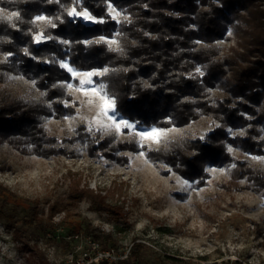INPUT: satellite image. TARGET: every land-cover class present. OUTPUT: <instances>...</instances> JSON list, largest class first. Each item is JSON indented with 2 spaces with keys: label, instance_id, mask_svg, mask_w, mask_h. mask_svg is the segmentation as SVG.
<instances>
[{
  "label": "trees",
  "instance_id": "16d2710c",
  "mask_svg": "<svg viewBox=\"0 0 264 264\" xmlns=\"http://www.w3.org/2000/svg\"><path fill=\"white\" fill-rule=\"evenodd\" d=\"M264 0H0V144L8 143L25 155L42 157L80 156L78 149L59 144L46 126L50 117L64 119L75 108L66 84L71 74L61 66L69 60L77 70L107 68L100 78L106 92L115 99V109L130 121L150 128L184 127L203 117L219 122L204 138L181 137L167 146L148 149L147 155L158 163L170 165L186 179L203 185L209 177L210 164L235 163L227 189L253 188L264 194V170L251 166L246 159L234 157L228 144L243 152L264 153ZM114 7L129 18L114 19ZM88 11L102 23H88L69 15L70 9ZM39 15L49 18L43 29L35 21ZM10 17V18H9ZM253 26L251 31L242 25ZM233 29L252 47L232 49L222 54L218 43ZM48 40L39 43L37 35ZM116 33L118 48L95 38H112ZM64 40V41H63ZM86 41H89L87 44ZM242 46L246 47V44ZM12 75L33 81L39 90L28 97L7 84ZM212 89L224 91L212 97ZM244 129V134L232 131ZM83 142L89 134L79 135ZM98 136V135H97ZM114 135L105 140L93 137L88 152L103 151L108 157L117 152H138L135 138L115 142ZM78 138L72 139L77 141ZM129 161L127 155L119 157ZM0 166V170L8 169ZM246 178L250 185L241 186ZM23 201L22 197L0 184V196ZM9 196L7 197L9 199ZM84 198L105 210L102 191L82 187L81 179L72 181L70 205ZM62 211L60 204L51 207L49 224L58 229L53 217ZM64 224V223H63ZM100 240V237L93 235ZM144 245L136 242L129 257L117 264H132ZM38 253L39 264H51ZM231 264H244L231 261ZM92 264H112L97 260Z\"/></svg>",
  "mask_w": 264,
  "mask_h": 264
},
{
  "label": "rangeland",
  "instance_id": "374dc122",
  "mask_svg": "<svg viewBox=\"0 0 264 264\" xmlns=\"http://www.w3.org/2000/svg\"><path fill=\"white\" fill-rule=\"evenodd\" d=\"M0 11L11 17L16 15L1 7ZM110 13L118 21L129 18L113 6ZM35 21L43 29L49 18L39 15ZM241 28L238 34L254 29L246 23ZM246 36L252 39L248 33L241 37ZM37 37L39 43L48 40L42 33ZM227 37L218 41L223 46L222 54L252 47L233 29ZM95 39L113 48L119 46L116 33L112 38ZM244 43L246 47L242 46ZM6 57L0 55L1 59ZM62 64L68 66L64 68L72 76L66 84L72 100L65 103L74 107L75 112L64 119L50 117L46 126L51 137L70 149H78L80 156L25 155L8 143L0 144V166L9 167L0 170V184L23 199L0 196V264H39L37 252L43 253L51 264H92L101 259V253L108 254L110 263L117 264L130 256L136 242L144 248L138 258L131 259L132 264H231L235 260L264 264V194L253 188L229 190L223 186L231 180L235 163L208 165L209 177L201 185L198 180L184 178L170 165L152 160L143 149H158L186 136L204 138L219 122L203 117L184 127L147 128L125 118L116 109L104 115L106 101L115 102L100 81L108 69L82 71L69 60H61ZM7 86L28 97L39 93L33 81L20 75H12ZM211 94L214 98L223 97L224 91L212 89ZM83 133L90 135L87 142L79 136ZM232 134L243 135L244 129ZM110 135H114L115 142L135 138L139 151H120L112 158L103 151L88 152L93 137L102 141ZM74 138L78 140L72 142ZM227 147L232 156L264 170V153L243 152L231 144ZM124 155L130 160L119 159ZM74 179H81L82 187L102 191L109 208L98 210L89 198L70 205ZM239 185L246 187L250 183L244 178ZM57 203L62 211L53 221L62 226L53 229L48 218L51 207Z\"/></svg>",
  "mask_w": 264,
  "mask_h": 264
},
{
  "label": "snow or ice",
  "instance_id": "6c2138e0",
  "mask_svg": "<svg viewBox=\"0 0 264 264\" xmlns=\"http://www.w3.org/2000/svg\"><path fill=\"white\" fill-rule=\"evenodd\" d=\"M15 15V14H13ZM69 15L73 16V17H80L82 16V18L85 20V21H91V22H96V23H102L103 21H99V20H95L88 12H78L76 11L75 9L72 10V12L69 13ZM10 18V17H9ZM37 19L39 20H44L46 19L45 17H38ZM37 39H39V37H37ZM62 67H65L67 68L68 66L66 64H62L61 65ZM69 71H72V69H68ZM74 75H76V73H73ZM83 75H88V76H91V75H95L94 73H85ZM90 83V81H89ZM114 100H107L104 107H103V114L104 115H107L108 112H115V107H114ZM109 119H111V117H109ZM115 123V121H114ZM125 127H130V125H127L125 124L124 125ZM117 127H119V125H117Z\"/></svg>",
  "mask_w": 264,
  "mask_h": 264
},
{
  "label": "built area",
  "instance_id": "2783aa9c",
  "mask_svg": "<svg viewBox=\"0 0 264 264\" xmlns=\"http://www.w3.org/2000/svg\"><path fill=\"white\" fill-rule=\"evenodd\" d=\"M101 255H102V257H101V259L100 260H104V259H107V260H110L107 256H108V254H104V253H101ZM106 257V258H105Z\"/></svg>",
  "mask_w": 264,
  "mask_h": 264
}]
</instances>
